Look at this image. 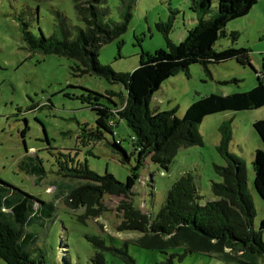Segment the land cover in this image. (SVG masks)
Wrapping results in <instances>:
<instances>
[{
  "label": "rangeland",
  "instance_id": "obj_1",
  "mask_svg": "<svg viewBox=\"0 0 264 264\" xmlns=\"http://www.w3.org/2000/svg\"><path fill=\"white\" fill-rule=\"evenodd\" d=\"M189 1L136 0L128 30L101 48L100 63L110 66L116 73H132L142 59L166 49L156 23H166L172 13H176V17L171 40L176 45L181 44L188 30L186 19L194 16ZM124 3L127 2L106 0L101 3L109 11L100 19L122 22ZM57 12H63L71 25L84 27L78 20L73 0H0V177L56 207L55 222H51L47 229L37 228L42 242L40 249L34 252V260L44 259V264H88L96 253L90 242L93 237L105 240L108 246L123 247L127 244L128 252L138 264H159L173 254L182 255V247L169 250L168 255L140 247L137 240L143 233L121 228L125 221L123 202L132 203L135 209L154 220L165 204L170 188L185 173L196 177L199 194L203 197L201 202L213 200L212 182H221L214 166L225 165L217 151L223 125H227L231 138L230 153L247 164L248 189L257 210L255 226L259 227L264 217V201L254 189L252 162L254 152L263 149L264 144L253 125L264 120V107L206 117L198 128L203 146L181 149L169 169H162L147 160L142 169L134 172L136 182L129 198L105 195L101 206L96 207L95 216L88 217L85 224L77 220L75 215H82L85 210L73 213L64 202L68 194L84 182L58 175L59 155L70 153L78 164L88 166L99 175L109 173L122 183L133 175L136 157L133 155L132 133L125 122L115 128L117 135L107 133L104 140L96 143L85 134L96 128L97 118L82 95L86 96L87 91L102 95L110 91L125 93L123 86L110 84L98 76H75L71 70L73 62L68 58L29 50L24 39V24L36 38H49L55 34L62 37V19ZM226 29L229 33L239 32L235 46L251 51L254 69L233 60L209 65L207 73L203 66L194 64L189 71H178L162 85L152 99L151 109H176L177 116L183 118L199 96L247 92L256 87L255 71L264 76V0H258L247 18L231 21ZM71 38H75V34ZM231 45L230 39L224 38L217 43L216 49ZM233 79L238 80V84H226ZM37 105L40 107L34 109ZM26 128L27 133L22 136ZM115 137L122 141V147L130 154V163L126 165L121 163L122 154L116 153L112 146ZM27 154H36L42 163L46 178L40 184H36V175H28L18 168L21 157ZM62 244L68 245L65 258L61 256L66 253L60 249ZM105 256L107 264H123L110 252ZM254 262L264 264L259 257ZM174 263L239 264L199 253L188 254L183 260L176 256Z\"/></svg>",
  "mask_w": 264,
  "mask_h": 264
},
{
  "label": "trees",
  "instance_id": "obj_2",
  "mask_svg": "<svg viewBox=\"0 0 264 264\" xmlns=\"http://www.w3.org/2000/svg\"><path fill=\"white\" fill-rule=\"evenodd\" d=\"M122 1L127 2L124 3L126 11L123 10V21L105 22L100 16L109 11L101 6L106 0H73L78 20L84 27L71 25L63 12H57L62 19V37L55 34L49 38H36L28 30V25L24 24V39L30 51L66 57L73 62L71 70L75 76H98L110 84L123 86L125 90V93L110 91L106 95L87 91L86 96L82 95L97 118L96 128L85 134L91 142L96 143L104 140L107 133L117 135L115 128L125 122L132 133L133 155L136 157L133 175L122 183L109 173L99 175L88 166L78 164L70 153L60 154L57 160L60 177L84 182L72 190L64 202L73 213L79 209L85 210L84 214L75 215L82 224L88 217L96 215V207L101 206L105 195L129 198L136 182L134 172L142 169L147 160L150 159L162 169H169L181 149L203 146L198 128L206 117L264 107V76L254 70L258 80L255 88L227 95L199 96L188 107L183 118L177 116L176 109H151L152 99L162 85L178 71H189L194 64L203 66L207 73L209 65L233 60L241 66L253 68L251 51L235 46L239 32L229 33L226 26L231 21L247 18L258 0H191L197 25L190 30L186 39L178 45L172 42L176 17V13H172L166 23H156L166 49L142 59L138 68L127 74L116 73L99 61L101 48L128 30L136 0ZM74 34L75 38L72 39ZM224 38L230 39L232 45L216 49L217 43ZM238 82L233 79L226 84ZM253 126L264 144V120L256 121ZM27 130L22 131V136L26 135ZM220 130L222 138L217 151L225 160V165L214 166L221 182H212L213 200L201 202L203 197L199 194L196 177L192 173H185L170 188L166 202L154 220L135 209L132 203L123 202L125 221L121 228L141 231L143 236L137 240L140 247L158 250L166 255L169 250L184 249L182 255L173 254L159 264H175L176 256L183 260L194 253L239 264H255L254 260L258 257L264 261V217L256 227L257 210L248 189L247 164L230 153L231 138L227 125ZM112 146L116 153L122 154L123 165L130 163V154L122 147V141L115 137ZM252 166L254 189L264 201V147L254 152ZM19 168L28 175H36L39 182L46 178L36 154L25 155ZM55 217L56 207L53 204L19 190L0 177V262L44 264V259L34 260V252L40 249L42 242L37 228L47 229L51 222H55ZM90 242L96 253L88 264H107L106 252L122 260L123 264H138L128 252L127 244L123 247L108 246L99 237L91 238ZM60 249L66 250L64 255L59 250L65 258L68 245L62 244Z\"/></svg>",
  "mask_w": 264,
  "mask_h": 264
},
{
  "label": "crops",
  "instance_id": "obj_3",
  "mask_svg": "<svg viewBox=\"0 0 264 264\" xmlns=\"http://www.w3.org/2000/svg\"><path fill=\"white\" fill-rule=\"evenodd\" d=\"M190 4H191V0L189 1V3H188V5H189V7H190ZM192 14L195 16H193V18H191V19H189L188 17H187V19H186V23H187V26H188V30H187V32H186V34H185V37H187L188 36V33L190 32L189 30H192L196 25H197V15L194 13V12H192ZM24 157V156H23ZM23 157H21V159H20V161L23 159ZM19 164H20V162H19ZM19 164H18V168H19ZM20 169V168H19ZM32 176V175H31ZM44 181V180H43ZM42 181V182H43ZM59 182L58 183H60L61 181H60V179L58 180ZM42 182H39L38 180L36 181V184H40V183H42Z\"/></svg>",
  "mask_w": 264,
  "mask_h": 264
}]
</instances>
